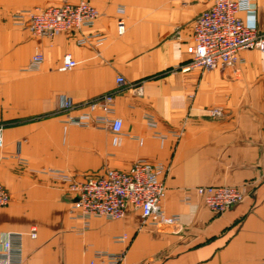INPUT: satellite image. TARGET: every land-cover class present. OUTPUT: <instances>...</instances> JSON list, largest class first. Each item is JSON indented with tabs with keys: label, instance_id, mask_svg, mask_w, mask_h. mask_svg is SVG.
<instances>
[{
	"label": "crops",
	"instance_id": "1",
	"mask_svg": "<svg viewBox=\"0 0 264 264\" xmlns=\"http://www.w3.org/2000/svg\"><path fill=\"white\" fill-rule=\"evenodd\" d=\"M87 1L99 11L93 27L41 38L13 16L64 0H0V184L10 194L0 208V250L16 233L23 264H90L99 251L125 253L123 264H264V54L241 52L236 71L181 73L192 60L195 20L213 0ZM253 4L263 19L264 0ZM95 35L103 41L78 45ZM37 53L44 62L32 71ZM67 55L78 65L61 72ZM118 77L127 85L118 87ZM107 94L121 135L64 123L62 98L81 104ZM139 161L166 168L162 208L177 222L144 223L129 206L123 219L94 218L78 234L70 183L49 171L82 181L129 173ZM208 186L237 187L245 198L216 214L197 193Z\"/></svg>",
	"mask_w": 264,
	"mask_h": 264
},
{
	"label": "built area",
	"instance_id": "2",
	"mask_svg": "<svg viewBox=\"0 0 264 264\" xmlns=\"http://www.w3.org/2000/svg\"><path fill=\"white\" fill-rule=\"evenodd\" d=\"M264 12V7H263ZM244 14V17L240 15ZM99 18V11L87 0H79L77 4L64 0L63 5L45 9L22 11L13 16L15 26L30 31L34 36L52 38L63 32L91 28ZM118 32L123 35L125 22L118 20ZM178 32L176 38L179 39ZM93 39L100 43L99 35L84 37L77 41L78 45L89 44ZM195 46L192 51L191 63L183 68L181 73L193 71L210 72L237 70L242 62L240 53L257 51L264 54V17L258 15V9L253 0H213L212 7L197 17L194 23ZM44 62L41 53H37L29 66L36 71ZM78 63L67 55L60 67L61 72L74 69ZM118 87L127 85L123 77L117 78ZM115 97L104 95L87 103H74L62 98L60 110L66 113L64 123L68 126L81 128L96 127L121 135L123 122L115 118ZM86 111L82 112L83 109ZM100 110L101 115H95ZM76 111L80 113L75 114ZM213 117H222L221 109L209 112ZM155 128V124L151 123ZM0 128V149L3 148V133ZM163 138V136L158 135ZM166 168L162 164L152 165L145 161L137 162L129 173L116 170L106 171L104 176L75 181L60 171H49L55 179L70 183V191L75 196V202L70 210V217L75 223L74 228L82 235L90 229L94 218H104L111 221L125 217L127 208L132 206L141 213L144 223L154 225H174L176 217H169L162 208L166 196V186L162 176ZM205 205L214 213L222 214L243 202L245 195L237 187H200L197 189ZM10 203V194L0 184V208ZM37 238V230L30 234ZM126 237H122L124 241ZM125 253L96 252L90 264H123ZM1 264H23L22 236L9 233L0 250Z\"/></svg>",
	"mask_w": 264,
	"mask_h": 264
}]
</instances>
